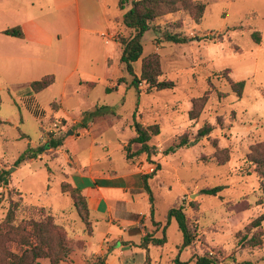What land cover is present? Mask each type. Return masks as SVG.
Segmentation results:
<instances>
[{
    "label": "rangeland",
    "instance_id": "rangeland-1",
    "mask_svg": "<svg viewBox=\"0 0 264 264\" xmlns=\"http://www.w3.org/2000/svg\"><path fill=\"white\" fill-rule=\"evenodd\" d=\"M195 1L206 5L199 23L185 12L167 15L157 21L158 28L143 38L142 59L158 55L162 69L159 80L176 85L164 91L150 89L145 82L139 84V89L131 85L134 77L121 62L122 46L118 42L133 33L123 24V15L130 6L121 11L120 0H79L78 7L67 8L59 7L60 0L0 1V118L6 123L0 127V174L8 171L10 178L9 186H0V222L11 201H21L23 207L37 214H50L72 242L73 252L83 245L80 236L89 235L87 227L69 194L61 189L66 173L71 172L67 150H49L19 166L15 162L28 148L39 147L51 138L78 139L80 132L75 125L54 116L58 104L57 114L69 115V121L83 118L85 111L111 106L116 115L110 111L105 117L118 119L126 126L125 131H111L105 136L114 144V169L127 165L125 150H119L114 141L117 137L136 136L130 126L135 113L145 127H160V135L150 142L157 151L153 163L145 154L133 160L139 167L145 164L144 159L156 168L150 172L155 220L166 225L168 211L174 205H182L190 219L197 239L182 251L181 260L196 264L193 257L209 254L218 264H264V242L253 249L242 247L240 242L247 234V226L264 213L260 177L252 161L257 148L264 154V0ZM31 22L46 33L61 34V38L45 46L35 39L21 42L1 34ZM254 31L261 33L260 44L252 39ZM166 32L187 37L189 42H168ZM69 33L73 37L68 39ZM111 33L113 38L108 40ZM109 55L112 62L107 64L105 58ZM142 59L133 64L138 78ZM27 68L30 73L34 71L28 76L20 73ZM48 74L55 75V83L37 95H29L31 82ZM121 78L125 82L118 86ZM231 80L245 82L241 97L232 90ZM81 81L95 82L96 86L87 89ZM108 88L113 91L107 92ZM204 96L207 98L199 116L192 120L189 113L193 100ZM104 110L98 111L96 117L103 116ZM205 125L213 130L198 139ZM183 139L187 144L177 148ZM91 141L87 136L76 143L80 168L88 165ZM96 142L93 155L99 157L107 151L101 139ZM171 147L176 150L166 154ZM139 149L140 145L131 147L133 153ZM216 186H224L218 196L202 194V190ZM149 208L146 202L139 210L133 208V212ZM28 218L20 211L18 223ZM166 238L164 247H151L154 264H171L179 255L183 234L175 219L167 227ZM8 247L18 251L13 243ZM70 257L61 264H71ZM97 259L93 264H99Z\"/></svg>",
    "mask_w": 264,
    "mask_h": 264
},
{
    "label": "trees",
    "instance_id": "trees-1",
    "mask_svg": "<svg viewBox=\"0 0 264 264\" xmlns=\"http://www.w3.org/2000/svg\"><path fill=\"white\" fill-rule=\"evenodd\" d=\"M126 6H130L126 10ZM119 9L126 10L123 15L124 26L133 33L129 38H120L118 42L122 46L121 62L125 65L126 71L134 77L131 85L139 89V84L145 82L150 89L157 91L172 90L175 88L173 81H160L162 76L161 63L158 55L152 54L142 59L143 56V38L145 34L156 28L157 21L161 20L167 15H173L180 12L189 14L197 23H199L206 12V5L195 0H120ZM158 28V27H157ZM3 35L23 39L25 37L23 28L18 25L12 28L5 29L1 32ZM165 40L174 44H186L189 38L180 36L179 34L165 33ZM252 39L255 43H261V33L254 31ZM142 59L141 76L137 77L133 64ZM124 78L118 80V85L124 83ZM55 83V76L46 75L40 80L31 82L29 95L39 94ZM211 84V83H210ZM81 85L87 89H92L96 86L95 82H81ZM232 90L241 97L244 91L245 82L230 81ZM108 92L113 91L108 88ZM207 96L193 100V108L189 113L193 120L199 116L200 109L205 103ZM0 95V107H1ZM107 109V108H106ZM102 109L97 108L96 111H86L83 114L81 127L86 128L88 123L96 117L98 111ZM111 111V108H108ZM34 113V111H32ZM112 112V111H111ZM114 113V112H113ZM6 124L0 118V127ZM133 127L136 131V136L125 147L126 159L131 162L138 155H146L147 161L153 163L152 157L157 153L155 148L150 145L152 139L160 135V127L158 124L145 127L137 120V114L133 115ZM213 128L210 125H205L199 130L198 139H202L211 134ZM1 139V133H0ZM65 139L63 137L51 138L46 143L39 147L28 148L22 153L15 162V166H19L31 160L38 159L43 153L49 150H54L63 147ZM133 144L140 145V149L132 152ZM187 144L183 139L176 147L181 148ZM176 148H169L166 154L174 152ZM252 161L256 165V172L260 177V189L264 195V154L259 149L255 151V156H252ZM160 170V165H157ZM8 171H3L0 174V186L6 187L10 184ZM153 175L143 177L145 182V191L149 195L151 204V219L155 226L159 223L155 221V198L147 180ZM62 192L69 194L74 202V207L82 218V221L87 227L89 235L93 234L91 211L89 209L87 199L83 193L69 182L65 181L61 186ZM224 190V186H216L202 190V194L206 196L216 197ZM2 199L0 200V204ZM23 211L28 214L27 220H22L18 223V214ZM172 219L177 221L179 230L183 234V243L179 247V255L173 260L172 264H187L180 258V254L185 249L190 248L196 242V232L192 229L190 219L187 216L182 205L173 206L168 211L166 217V225L163 227V237H155V233L149 229H145V236L140 244V247L148 250L150 245L156 247H163L167 243L166 229ZM264 213L254 219L246 228L247 234L241 239L242 247L257 248L264 242ZM255 231V232H254ZM6 244V246L2 244ZM9 244H15L18 251L12 252L9 250ZM73 253L72 242L67 238L62 228L54 223V218L42 213L37 214V211L32 210L28 206H22L21 201H11L10 208L0 222V264H42L41 260H48L49 264H61L69 260ZM148 253V251H147ZM196 264H218L217 261L209 256H195ZM97 262H102L103 259H97ZM146 264H151L149 254L147 256Z\"/></svg>",
    "mask_w": 264,
    "mask_h": 264
},
{
    "label": "crops",
    "instance_id": "crops-1",
    "mask_svg": "<svg viewBox=\"0 0 264 264\" xmlns=\"http://www.w3.org/2000/svg\"><path fill=\"white\" fill-rule=\"evenodd\" d=\"M72 5L78 7L79 0H60L59 7L67 8ZM20 26L24 30L25 37L23 39H16L21 42L35 39L39 44L50 46L56 38L58 40L61 38V34L54 36L50 33H46L37 26H34L33 22L24 23ZM67 36L69 39L73 37V34L69 33ZM105 61L107 64H110L112 62V55L106 56ZM18 63H20V65L22 64L21 62ZM22 67L24 68V66ZM20 71L21 74H27L28 76L34 70L31 71V73L30 68ZM116 89L117 88H115V90ZM108 108L112 110L111 106H104V108H101L105 109L103 116L92 119L86 128L80 126L83 118L69 121V115L57 114L60 109L59 104L58 107L54 109L56 113L54 116L56 118L66 121L67 124L71 123L75 125L77 131L80 132L78 139L74 136L67 137L62 147L65 148L69 154L67 164L71 168V172L66 173L65 181L78 188L86 197L94 223L93 234L80 236V241L83 245L75 249L70 257V261L71 264H93L98 257H102L104 264H117V261L119 264H146L149 254L151 264H154L151 258V247L156 246L150 245L148 250L140 247L143 237L145 236V229L154 232L155 237L159 238L158 234H163V227L165 226L157 220L155 221L159 223V225H153L149 195L144 188L145 182L143 177L151 175L149 168L152 165L142 159L145 164L139 167L136 161L134 162L135 159L131 162H128L126 159L127 165L122 169L117 170L112 167L113 159L111 153L114 144L113 141L109 138H105V136L111 131H125L126 126L124 123L122 125L118 119H107L106 117L108 115L106 112H110ZM96 109L97 108H95V110ZM83 114L84 113H82V117ZM110 114L116 115L113 112H110ZM131 118L133 121V116ZM102 121H107L108 124L105 126L99 125ZM130 126H133V122ZM95 133L99 134L97 135ZM71 134L72 131H70L68 135ZM87 136L92 139L87 161L88 165L80 168L76 161L79 152L75 146L79 139ZM96 136H99V140L101 139L103 144H105L104 149L107 151L99 157L93 155L98 145L96 142L98 138H96ZM133 138L121 137L120 139L117 137L114 142L118 143L116 145H118L119 150H124L129 141ZM151 181H153L152 178L147 180L153 191ZM146 202H148L150 206L149 210L139 211L138 214H134L133 211L135 210H133V208L139 210L141 205H146Z\"/></svg>",
    "mask_w": 264,
    "mask_h": 264
},
{
    "label": "built area",
    "instance_id": "built-area-1",
    "mask_svg": "<svg viewBox=\"0 0 264 264\" xmlns=\"http://www.w3.org/2000/svg\"><path fill=\"white\" fill-rule=\"evenodd\" d=\"M113 38V34L111 33L110 35H108V40H111ZM107 43H109V41H107ZM156 170V168L154 166L150 167L149 172L154 173Z\"/></svg>",
    "mask_w": 264,
    "mask_h": 264
}]
</instances>
